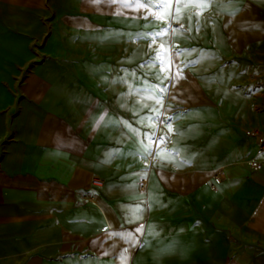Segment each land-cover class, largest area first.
Returning a JSON list of instances; mask_svg holds the SVG:
<instances>
[{
	"label": "crops",
	"instance_id": "obj_1",
	"mask_svg": "<svg viewBox=\"0 0 264 264\" xmlns=\"http://www.w3.org/2000/svg\"><path fill=\"white\" fill-rule=\"evenodd\" d=\"M238 3L255 26L227 0L200 17L183 9L171 27L120 3L0 0V264H121L125 248L128 264H264V171L246 164L263 160L264 56L245 41L264 39V2ZM163 29L155 38L181 48L185 77L160 109L173 132L160 125L166 142L151 146L169 162L144 154L159 105L146 99L143 40ZM217 56L236 72L227 85L197 73L196 60ZM128 232L134 246L117 235Z\"/></svg>",
	"mask_w": 264,
	"mask_h": 264
},
{
	"label": "snow or ice",
	"instance_id": "obj_2",
	"mask_svg": "<svg viewBox=\"0 0 264 264\" xmlns=\"http://www.w3.org/2000/svg\"><path fill=\"white\" fill-rule=\"evenodd\" d=\"M90 4H100V3H106V4H113V3H120L122 7L124 8H133L134 10L139 9H146L155 20L161 21L164 24H167L168 27H171V24L169 21H174L176 23H179V21L183 18L181 13L183 9L193 7L198 9V11L195 13L197 17H200L203 15V13L210 9L214 4L218 2V0H133L132 3H128L127 0H87ZM264 2V0H262ZM227 3L229 5L230 10L228 11V15L231 18H235V16L239 15L242 11H244V8L239 6L238 0H227ZM235 5V6H233ZM119 14V13H118ZM145 19L148 17L145 16ZM189 21H191L192 17H188ZM180 28H184L183 24H180ZM187 30H191L190 28ZM198 30V29H197ZM173 32H179V29H172ZM167 29H163L161 32H158L153 36L152 38V44L156 43V36L161 35H167ZM151 47V45H150ZM182 54V52L174 51L171 46L166 47V42H162L159 45V49L156 51V54L154 57H151L149 61L145 65H141V67H158L159 72L156 75V79L159 80V84L152 85V95L146 97V99H154L155 104L159 105V108L153 107L151 108V111L154 113V116H148L146 118L147 120V127H150L154 129L151 132H146L144 134L145 139L148 141V144L144 146V154L145 155H153L156 156L160 161L162 162H169L171 160V157L166 155L163 151L159 153H155L152 151V144H155L157 147H159L161 144H164L166 142V136H157L155 129L158 128L160 125H163L164 128L167 129L168 133L173 132V128L171 125V120L174 119V117L169 116H163L160 111L161 108L164 107L163 103V96L157 95L156 92L167 94L168 92V85H165V81H171V86L175 87V83L178 82L180 79H184L183 76V69L179 68V65H176L177 71L175 73L172 72L173 69V56L179 57ZM133 75H135L133 73ZM147 83V81H145ZM145 91H148L147 88L144 89ZM259 90V89H257ZM249 92L252 91V88L250 87L248 89ZM175 98V97H173ZM143 108H148L149 106L147 104L142 105ZM112 154H109V158H111ZM187 163V161H185ZM147 167V165H146ZM84 195H95L94 192L92 193H84ZM142 209L139 207L136 208L134 214H133V220H140L142 219L141 215ZM129 222H132L130 220ZM144 230V225L139 224L133 231L136 233H142ZM117 235H120L122 239H124L126 242H128L131 245H135L138 243L136 238L133 236L132 232L128 233H117ZM107 254V253H105ZM130 259V256L128 254V249L125 248L123 252L120 255V261L121 264H128V261ZM68 260L70 264H72L74 258L68 257ZM81 264H84V258H79Z\"/></svg>",
	"mask_w": 264,
	"mask_h": 264
},
{
	"label": "rangeland",
	"instance_id": "obj_3",
	"mask_svg": "<svg viewBox=\"0 0 264 264\" xmlns=\"http://www.w3.org/2000/svg\"><path fill=\"white\" fill-rule=\"evenodd\" d=\"M239 20L243 21V22H248L249 27H251V22L254 23L255 26V10L253 11H248V12H244V13H240L239 14ZM248 25V24H246ZM171 30V29H170ZM179 40L182 44L188 46L186 43L182 42V39H177ZM228 43H229V47H231V50L234 51V49L236 48V46H238L239 44L236 43V39H227ZM249 40L250 42L253 40V44L249 43V45L251 48L253 47V49L255 50L256 53H259L261 55L264 56V39H245ZM146 48H147V53H146V57L143 59L142 61V65H145L149 59L151 57H154L156 54V51L159 49V45L162 42H159V39H156V43L152 44V39H144L143 40ZM151 45V47H150ZM171 46L172 49L174 51H179L181 50V48L177 45H171V41L170 39H166V47ZM190 47L188 48H184V55L183 57L187 54V53H191L192 50H189ZM200 50H198L199 52ZM198 55V53H197ZM196 59H198V56H195ZM219 56L216 57V59L211 60V61H206L203 59H199L196 60L197 62V73L199 75V78L205 83V84H213V85H227L230 83L231 80H233L236 77V72L235 70H229L228 69H224V70H220L219 69ZM186 60V59H185ZM225 63H227L226 60L221 61V65H224ZM176 65H179V68H182L183 66L179 64L178 62V57L173 56V69L172 70H177ZM264 66V60H261V67ZM147 67V66H145ZM149 70L148 74H149V79H150V84L152 85H157L159 84V81L156 80L155 75L152 73H158L159 72V68L158 67H147ZM204 71H206V73L204 74ZM173 72V71H172ZM165 85H168V92L167 94L163 93V98L165 100L166 103H168V105H171V91H172V86H171V81H166ZM168 115V114H167ZM166 115V116H167ZM254 134V133H252Z\"/></svg>",
	"mask_w": 264,
	"mask_h": 264
},
{
	"label": "built area",
	"instance_id": "obj_4",
	"mask_svg": "<svg viewBox=\"0 0 264 264\" xmlns=\"http://www.w3.org/2000/svg\"><path fill=\"white\" fill-rule=\"evenodd\" d=\"M254 138L256 139V145H257V154L262 157V161H258L255 159H251L249 161V167L253 172L259 171L262 167H264V135H261L259 133L254 134ZM222 177L218 173H215L213 176V180L210 183V188L212 190L217 189V187L221 184ZM93 183L95 184H101V181L99 179H94ZM140 190L144 191L147 188V182L146 180H142L139 184Z\"/></svg>",
	"mask_w": 264,
	"mask_h": 264
},
{
	"label": "bare ground",
	"instance_id": "obj_5",
	"mask_svg": "<svg viewBox=\"0 0 264 264\" xmlns=\"http://www.w3.org/2000/svg\"><path fill=\"white\" fill-rule=\"evenodd\" d=\"M249 161H250V160H249ZM249 161H247V163H246L247 165H249ZM260 171H264V167H262V168L259 170V172H260Z\"/></svg>",
	"mask_w": 264,
	"mask_h": 264
}]
</instances>
